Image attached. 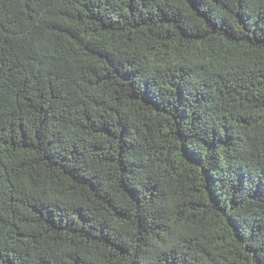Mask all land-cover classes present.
Here are the masks:
<instances>
[{"label": "trees", "instance_id": "1", "mask_svg": "<svg viewBox=\"0 0 264 264\" xmlns=\"http://www.w3.org/2000/svg\"><path fill=\"white\" fill-rule=\"evenodd\" d=\"M0 264H264V0H0Z\"/></svg>", "mask_w": 264, "mask_h": 264}]
</instances>
